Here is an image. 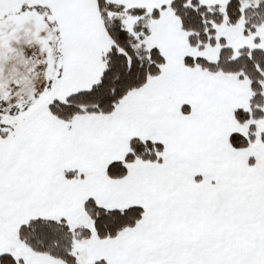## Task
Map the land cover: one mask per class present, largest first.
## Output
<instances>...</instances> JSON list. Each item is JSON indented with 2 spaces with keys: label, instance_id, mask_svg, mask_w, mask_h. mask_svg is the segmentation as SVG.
<instances>
[{
  "label": "snow or ice",
  "instance_id": "obj_1",
  "mask_svg": "<svg viewBox=\"0 0 264 264\" xmlns=\"http://www.w3.org/2000/svg\"><path fill=\"white\" fill-rule=\"evenodd\" d=\"M0 264H264V0H0Z\"/></svg>",
  "mask_w": 264,
  "mask_h": 264
}]
</instances>
